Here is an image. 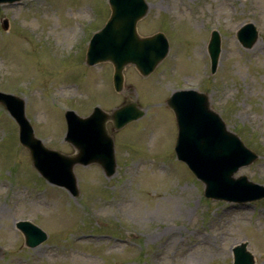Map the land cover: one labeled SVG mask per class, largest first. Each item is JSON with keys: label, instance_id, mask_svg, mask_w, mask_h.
Returning <instances> with one entry per match:
<instances>
[{"label": "rangeland", "instance_id": "1", "mask_svg": "<svg viewBox=\"0 0 264 264\" xmlns=\"http://www.w3.org/2000/svg\"><path fill=\"white\" fill-rule=\"evenodd\" d=\"M146 2L137 30L163 32L169 52L148 77L127 66L120 93L110 63H85L89 41L109 15L107 0L0 4V92L23 100L43 144L72 152L63 140L68 109L87 116L95 106L110 113L133 102L143 112L119 130L107 122L115 172L105 177L98 165H76L79 194L71 198L34 170L0 105V264H232V249L243 242L253 263L264 264V197L205 198L202 182L175 157L177 129L167 106L175 90L208 94L226 128L257 155L233 178L264 186V0ZM245 23L257 30L249 49L235 35ZM212 30L221 39L214 74L206 50ZM19 220L40 227L46 240L27 247Z\"/></svg>", "mask_w": 264, "mask_h": 264}, {"label": "water", "instance_id": "2", "mask_svg": "<svg viewBox=\"0 0 264 264\" xmlns=\"http://www.w3.org/2000/svg\"><path fill=\"white\" fill-rule=\"evenodd\" d=\"M15 1L19 0H0V3ZM108 3L110 16L104 27L92 36L85 62L87 65L110 62L113 87L120 92L124 67L133 64L142 76H147L165 57L168 43L160 32L147 37L138 35L136 23L148 9L144 0H108ZM237 38L245 48H250L257 38L255 27L244 25ZM208 51L211 73H214L220 52L216 32L212 33ZM0 102L18 123L19 141L29 149L33 166L48 181L65 187L74 196L78 194L72 172L75 164L98 163L106 176L114 172L113 142L105 129L106 122L111 120L114 128L119 129L142 115L133 104L116 110L111 116L97 107L86 118L67 111L66 140L77 150L76 154L67 156L45 148L34 138L24 117L21 100L0 93ZM167 105L174 113L178 130L174 147L176 156L203 182L205 197L236 202L264 197L263 186L248 181L245 176L233 178L239 167L249 165L257 156L235 134L226 130L218 114L210 109L206 94L194 90L176 91L167 99ZM236 188L242 189L244 194L232 192ZM16 226L23 233L27 247H35L46 238L40 228L29 222L21 221ZM245 246L242 243L233 249V264H253Z\"/></svg>", "mask_w": 264, "mask_h": 264}, {"label": "bare ground", "instance_id": "3", "mask_svg": "<svg viewBox=\"0 0 264 264\" xmlns=\"http://www.w3.org/2000/svg\"><path fill=\"white\" fill-rule=\"evenodd\" d=\"M168 231H171V229L169 228L164 229V233H167Z\"/></svg>", "mask_w": 264, "mask_h": 264}]
</instances>
